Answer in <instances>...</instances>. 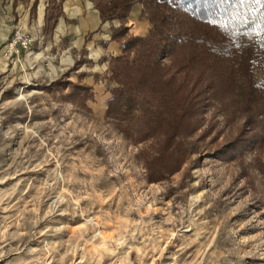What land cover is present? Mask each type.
<instances>
[{"label": "rangeland", "instance_id": "374dc122", "mask_svg": "<svg viewBox=\"0 0 264 264\" xmlns=\"http://www.w3.org/2000/svg\"><path fill=\"white\" fill-rule=\"evenodd\" d=\"M4 7L0 264H264L263 118L247 127L237 97L210 100L169 174L150 163L159 138L107 115L104 57L30 34ZM15 30L27 49H9Z\"/></svg>", "mask_w": 264, "mask_h": 264}, {"label": "trees", "instance_id": "16d2710c", "mask_svg": "<svg viewBox=\"0 0 264 264\" xmlns=\"http://www.w3.org/2000/svg\"><path fill=\"white\" fill-rule=\"evenodd\" d=\"M91 1L101 24L119 22L111 40L124 36L134 4L149 24L144 36L125 38L121 55L108 61V80L115 86L106 113L121 124L131 116L132 124L125 123L121 131H135L138 142L159 138L153 166L169 161V174L179 169L191 153L184 139L199 129L197 118L210 100L237 97L247 127L264 119V23L257 20L259 13L242 11L239 0ZM48 8L53 14H45V28L53 26L55 20L48 19H55L60 7L49 0ZM139 104L145 109L133 119Z\"/></svg>", "mask_w": 264, "mask_h": 264}, {"label": "crops", "instance_id": "0c3cea01", "mask_svg": "<svg viewBox=\"0 0 264 264\" xmlns=\"http://www.w3.org/2000/svg\"><path fill=\"white\" fill-rule=\"evenodd\" d=\"M59 5V14L51 28H45V14L52 15L49 0H0L4 11L18 26L30 34L43 33L49 30L51 35L59 38L71 37L74 42L70 47L91 48L98 51L106 62L112 57L121 55L122 42L129 36H144L149 30L147 20L140 17V6L134 4L125 20L126 32L118 40H111V30L119 27V22L100 23L99 15L91 0H54ZM55 12V11H54ZM49 17V16H48Z\"/></svg>", "mask_w": 264, "mask_h": 264}, {"label": "snow or ice", "instance_id": "6c2138e0", "mask_svg": "<svg viewBox=\"0 0 264 264\" xmlns=\"http://www.w3.org/2000/svg\"><path fill=\"white\" fill-rule=\"evenodd\" d=\"M264 3V0H239L240 9L246 10L249 15H260L257 17V20L260 23H264V8H260L259 5Z\"/></svg>", "mask_w": 264, "mask_h": 264}, {"label": "built area", "instance_id": "2783aa9c", "mask_svg": "<svg viewBox=\"0 0 264 264\" xmlns=\"http://www.w3.org/2000/svg\"><path fill=\"white\" fill-rule=\"evenodd\" d=\"M30 45V40L24 35L21 30H15L11 42L9 43V49L14 48L27 49Z\"/></svg>", "mask_w": 264, "mask_h": 264}]
</instances>
